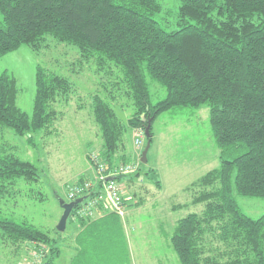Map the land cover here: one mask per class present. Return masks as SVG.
<instances>
[{
	"label": "trees",
	"instance_id": "trees-1",
	"mask_svg": "<svg viewBox=\"0 0 264 264\" xmlns=\"http://www.w3.org/2000/svg\"><path fill=\"white\" fill-rule=\"evenodd\" d=\"M162 12L158 0H0V57L22 46L38 51L50 36L77 47L97 72L110 77L91 97L102 139L98 155L86 157L94 169L92 155L106 170L133 164L124 140L128 131L135 138L143 129L145 138L146 126L159 114L206 105L219 166L193 184L199 191L192 204H203V211L178 220L169 245L180 264H264V214L248 216L235 197L264 198V0H180L168 30L160 26ZM147 78L164 88L165 97L152 100ZM34 85L28 115L16 104L15 77L0 73V127L26 137L29 145L34 133L57 121L54 103L72 88L65 76L40 65ZM122 94L125 105L115 106ZM125 106L131 114L121 119L116 108ZM152 136L151 129L150 144ZM37 177L31 162L0 153V198L18 180ZM70 217L81 229L70 264H131L125 238H118L116 212ZM0 240L37 250L46 245L44 264H55L59 256L55 239L26 220L0 214Z\"/></svg>",
	"mask_w": 264,
	"mask_h": 264
},
{
	"label": "rangeland",
	"instance_id": "rangeland-1",
	"mask_svg": "<svg viewBox=\"0 0 264 264\" xmlns=\"http://www.w3.org/2000/svg\"><path fill=\"white\" fill-rule=\"evenodd\" d=\"M158 1L163 8L162 25L160 20L158 24L165 30L171 29L174 26L173 13L180 0ZM165 9L174 11L167 15ZM38 65L65 76L72 88L68 96L58 98L54 103L60 113L57 121L48 129L34 133L32 145L26 137L0 127V153H14L31 162L39 174L38 179L32 182L18 180L11 193L0 198V214L17 221L26 220L47 232L55 239L54 246L59 250L55 262L61 258V263L69 237L76 227L70 217L64 231L56 229L63 213L58 199L67 201L69 188L80 179L90 183L88 190L93 197L97 174L86 157L89 153L98 155L102 139L92 116L91 97L103 89L110 77L107 80V75H102L105 73L97 72L95 64L82 58L77 47L50 36L38 51L22 46L0 57V73L7 71L15 77L18 87L16 104L28 115L32 113L34 74ZM147 80L154 102L165 97L164 88L149 78ZM125 101L122 94L115 101V106H124ZM116 112L121 119L131 114L126 106L121 111L116 108ZM151 129L153 136L146 164L140 162L144 147L136 148L130 131L124 136L127 150L132 153L130 160L137 161L139 175L131 177V185L127 180L125 186H117L123 194L121 203L124 208L118 238H125L131 264H180L169 245V235L178 220L189 213L200 214L203 211V204H192L193 195L199 191L193 184L208 171L218 168L219 149L210 130L206 105L163 112L150 124L149 131ZM146 140L145 137L144 146ZM132 175L120 177L130 178ZM135 177L139 179L135 180ZM235 197L248 216L258 218L264 214V198ZM106 203V210L116 212L113 208L115 201L107 200ZM162 240L165 246L160 242ZM37 249L31 244L13 245L0 240V264H44L48 248L45 245Z\"/></svg>",
	"mask_w": 264,
	"mask_h": 264
},
{
	"label": "built area",
	"instance_id": "built-area-1",
	"mask_svg": "<svg viewBox=\"0 0 264 264\" xmlns=\"http://www.w3.org/2000/svg\"><path fill=\"white\" fill-rule=\"evenodd\" d=\"M143 129L138 130L135 136L134 144L136 148L142 149L143 147V138H144ZM97 165L96 174H97V187L93 191V197L90 196L88 188L90 183L84 181L80 186H77V183L74 186L69 188L68 194L66 196L67 202H72L77 199H82L81 202L74 207L71 211L72 217L74 218H83V219H92L97 217L98 213L111 211L106 210L107 200L115 201L116 205L113 206L114 210L120 218L124 214V208L121 203V189L117 186L120 185L119 181H116V177L124 176L127 174H134L138 170L137 161L134 164L129 166L122 165L121 167H116L111 170H106L104 162L96 155H92L90 158ZM139 162V160H138ZM100 181H103L101 184Z\"/></svg>",
	"mask_w": 264,
	"mask_h": 264
},
{
	"label": "water",
	"instance_id": "water-1",
	"mask_svg": "<svg viewBox=\"0 0 264 264\" xmlns=\"http://www.w3.org/2000/svg\"><path fill=\"white\" fill-rule=\"evenodd\" d=\"M149 128H150V124H148L145 128V136L146 138H149ZM149 148H150V141L147 140L146 144H145V147L141 153V158H140V162L142 164H146L147 163V153L149 151ZM82 199H77V200H74L72 202H65L64 200L62 199H58L59 201V204L60 206L62 207L63 209V213H62V216L57 224V230L59 232H62L65 230L66 228V223H67V220L68 218L70 217L71 215V211L74 209V207H76L80 202H81Z\"/></svg>",
	"mask_w": 264,
	"mask_h": 264
},
{
	"label": "crops",
	"instance_id": "crops-1",
	"mask_svg": "<svg viewBox=\"0 0 264 264\" xmlns=\"http://www.w3.org/2000/svg\"><path fill=\"white\" fill-rule=\"evenodd\" d=\"M133 148V147H132ZM131 157V156H130ZM95 178V177H94ZM93 178V179H94ZM130 179H131V176H130V178H123V179H121L120 180V185H124L125 186V183H126V181L127 180H129V182H128V184L129 185H131L132 184V182H130ZM139 179V178H138ZM137 178H135V180H138ZM95 180H97V178H95ZM95 180H93V181H95ZM130 206H132V205H130ZM129 210V213H130V208L128 209ZM98 216H100L101 214L100 213H98L97 214ZM129 217H130V215H129ZM121 221H123L122 220V218H121ZM72 223V225L74 224L75 225V229H74V233L69 237L70 238V240L68 241V245L66 246V249H67V251L65 252V254H64V258L61 260V263H59V261H60V259L58 260V261H56L55 262V264H70L71 263V261H72V259H73V257L76 255V252H77V248H76V245H75V242H74V238H77V234H78V232L81 230L79 227H78V225H77V223L76 222H71ZM124 223V222H123ZM166 239V238H165ZM164 246H165V241H160ZM131 258V257H130Z\"/></svg>",
	"mask_w": 264,
	"mask_h": 264
},
{
	"label": "clouds",
	"instance_id": "clouds-1",
	"mask_svg": "<svg viewBox=\"0 0 264 264\" xmlns=\"http://www.w3.org/2000/svg\"><path fill=\"white\" fill-rule=\"evenodd\" d=\"M65 202H67V201H65Z\"/></svg>",
	"mask_w": 264,
	"mask_h": 264
}]
</instances>
